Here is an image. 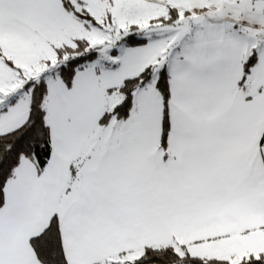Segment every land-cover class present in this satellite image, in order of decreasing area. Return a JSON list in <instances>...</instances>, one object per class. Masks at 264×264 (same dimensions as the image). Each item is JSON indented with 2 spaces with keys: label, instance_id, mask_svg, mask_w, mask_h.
Returning <instances> with one entry per match:
<instances>
[{
  "label": "snow or ice",
  "instance_id": "6c2138e0",
  "mask_svg": "<svg viewBox=\"0 0 264 264\" xmlns=\"http://www.w3.org/2000/svg\"><path fill=\"white\" fill-rule=\"evenodd\" d=\"M0 264H264V0H0Z\"/></svg>",
  "mask_w": 264,
  "mask_h": 264
}]
</instances>
